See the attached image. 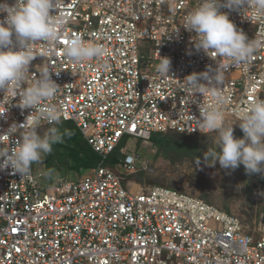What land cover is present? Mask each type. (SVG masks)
Segmentation results:
<instances>
[{"label": "built area", "instance_id": "2783aa9c", "mask_svg": "<svg viewBox=\"0 0 264 264\" xmlns=\"http://www.w3.org/2000/svg\"><path fill=\"white\" fill-rule=\"evenodd\" d=\"M197 4L60 0L54 15L59 38L51 51L42 42L34 46L30 69L34 78L48 66L60 88L35 111L54 106L61 123H73L101 162L78 181L59 178L51 185L33 169L24 177L0 171V264H264V221L248 231L236 217L168 188L131 194L104 164L117 148L125 149L124 139L148 142L153 134L214 133L196 119L199 107L215 103L211 93L192 95L184 80L208 65H229L220 90L227 98L221 106L225 123L239 122L241 108L256 97L264 99V19H256L251 8L220 9L257 42L246 61L232 62L195 49L194 34L182 26ZM77 36L102 47L103 54L69 61L63 49ZM157 52L170 58L169 76L157 73ZM18 100L0 97V108L8 106L0 118V147L14 146L19 133L10 138L3 133L32 111L15 106ZM44 126L50 124L42 119ZM146 167L134 155L125 154L121 161L126 173Z\"/></svg>", "mask_w": 264, "mask_h": 264}, {"label": "clouds", "instance_id": "9594fccd", "mask_svg": "<svg viewBox=\"0 0 264 264\" xmlns=\"http://www.w3.org/2000/svg\"><path fill=\"white\" fill-rule=\"evenodd\" d=\"M59 5L60 0H14L12 4L0 0V14H4L0 19V97L13 100L19 96L15 106L22 110L32 109L23 123L13 122L3 133L9 138L19 133L14 146L0 147V171L10 169L20 177L29 175L32 166L42 162L52 151L53 144L71 135L70 130L61 132L57 126L61 116L54 106L39 113L35 111L60 88L52 79L49 67L43 66L34 78H30L31 65L36 59L34 46L42 42L49 45L47 50L51 51L50 45L59 38V25L54 20ZM221 8L239 12L251 8L256 19H264V0H198L197 6L185 16L182 27L194 34L192 42L197 51L208 54L211 50L232 62L246 61L256 50L257 42L238 29ZM103 51L102 47L77 36L69 40L63 54L69 61L79 63L99 57ZM157 56L160 61L157 73L161 77L169 76L170 58L161 57L158 52ZM228 66L208 65L205 71L193 72L184 79L192 95L207 91L215 101L211 106L199 107V118H196L200 127L218 134L214 147L208 148L203 158L209 166L218 162L222 169L234 170L243 165L246 174H264V99L256 97L236 113L243 137H234L233 124L236 122L226 125L221 108L227 103L220 90ZM26 82L27 87L24 86ZM6 112L8 106L0 108V118H4ZM42 119L51 126L41 134L37 129ZM51 171L44 175L50 176Z\"/></svg>", "mask_w": 264, "mask_h": 264}, {"label": "rangeland", "instance_id": "374dc122", "mask_svg": "<svg viewBox=\"0 0 264 264\" xmlns=\"http://www.w3.org/2000/svg\"><path fill=\"white\" fill-rule=\"evenodd\" d=\"M231 123H234V137L242 138L243 136L239 135V123L230 121L226 125ZM40 129L38 132L42 134L47 128L44 126ZM217 135L214 132L205 136H188L186 141L196 145L198 152L204 154L208 148L214 147ZM121 146L125 147L120 152L123 156L125 154L137 156L145 161L147 166L145 170L126 173L121 168V161L115 164L116 167L104 163L121 177V183L129 193L135 194L150 187H163L197 198L218 209L224 210L227 204L230 215L239 219L248 231L254 230L264 221V188L261 185L264 174L246 175L243 165L234 170L222 169L218 162L214 166H209L205 163L203 155L200 159H184L172 163L158 154L157 149L149 141L124 139ZM216 150L220 151L218 146ZM46 165L44 157L42 162L32 166L35 174H42L44 183ZM88 171L65 178L78 181L79 178L85 177Z\"/></svg>", "mask_w": 264, "mask_h": 264}, {"label": "trees", "instance_id": "16d2710c", "mask_svg": "<svg viewBox=\"0 0 264 264\" xmlns=\"http://www.w3.org/2000/svg\"><path fill=\"white\" fill-rule=\"evenodd\" d=\"M57 126L61 132L70 130L71 135L65 136L63 142L53 144L52 151L45 156L47 164L46 173L52 170L50 176L45 175L46 177L44 176L43 178H46L45 184L47 185H51L56 179L65 178L68 175H80L83 172L96 168L101 162V158L92 151L73 123L62 122ZM48 127L45 126V128ZM239 131V135L243 136L241 129ZM187 137L186 135L172 132L167 134H153L149 142L157 149L158 154L172 163L184 159H200L203 154L198 152L196 145L186 141ZM119 149L117 148L108 157L106 161L108 166L114 167L116 163L123 160H121V157L124 158V156L120 153ZM196 155L199 156L196 157ZM261 185L264 188V180ZM220 210L230 214L227 204H225L224 210Z\"/></svg>", "mask_w": 264, "mask_h": 264}]
</instances>
